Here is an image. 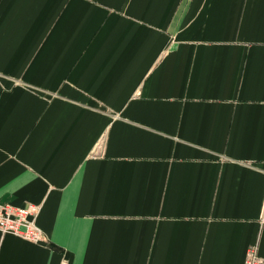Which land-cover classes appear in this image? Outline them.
<instances>
[{
  "label": "crops",
  "instance_id": "obj_1",
  "mask_svg": "<svg viewBox=\"0 0 264 264\" xmlns=\"http://www.w3.org/2000/svg\"><path fill=\"white\" fill-rule=\"evenodd\" d=\"M0 264L264 256V0H0Z\"/></svg>",
  "mask_w": 264,
  "mask_h": 264
},
{
  "label": "built area",
  "instance_id": "obj_2",
  "mask_svg": "<svg viewBox=\"0 0 264 264\" xmlns=\"http://www.w3.org/2000/svg\"><path fill=\"white\" fill-rule=\"evenodd\" d=\"M40 205L30 202L25 205L11 203L0 205V230L11 232L34 241L46 239V234L37 223ZM244 264H264V256L256 245L248 247Z\"/></svg>",
  "mask_w": 264,
  "mask_h": 264
}]
</instances>
